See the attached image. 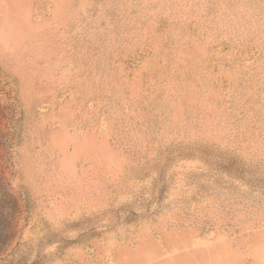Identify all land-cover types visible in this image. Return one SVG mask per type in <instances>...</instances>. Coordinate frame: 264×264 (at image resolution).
<instances>
[{"label": "rangeland", "instance_id": "374dc122", "mask_svg": "<svg viewBox=\"0 0 264 264\" xmlns=\"http://www.w3.org/2000/svg\"><path fill=\"white\" fill-rule=\"evenodd\" d=\"M0 264H264V0H0Z\"/></svg>", "mask_w": 264, "mask_h": 264}]
</instances>
